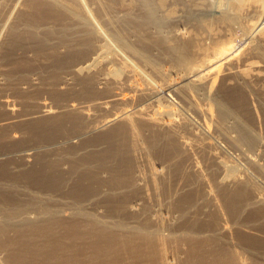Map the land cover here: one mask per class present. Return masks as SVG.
<instances>
[{
	"label": "rangeland",
	"instance_id": "obj_1",
	"mask_svg": "<svg viewBox=\"0 0 264 264\" xmlns=\"http://www.w3.org/2000/svg\"><path fill=\"white\" fill-rule=\"evenodd\" d=\"M33 1L34 0H30V1L29 0H0V3H2L3 6H6L5 8H3L4 11L3 10L0 11V16L3 14L0 17V20L2 19V17L11 16L13 17L12 21L14 23L17 21L15 24H17L16 26H19L20 25L19 23L22 22L23 17H26L27 15L29 16L30 12H31L30 15L32 14V9L30 7V4L34 3ZM85 1L87 3V8L90 11H92V13H96L93 15L95 16V18H97L98 22L101 23L102 28H104L103 26L104 23H102L103 22L102 20H99L100 19L99 14L101 12H102V15L104 13L105 18L107 20H110L109 18H111V22L115 20V23L112 22V24H114L113 26L115 30H117V33H120L121 37H123L124 43L126 44L127 47L128 46H131L134 48L139 47V49H141L143 43L140 39L143 36H144L143 39L145 38L148 39L147 36L149 35L151 39V40L149 39L150 43H152L153 39L156 38V34H157L156 30L138 32L137 29L133 28L135 26L134 24L130 25L129 23H127L125 24V26L122 25V22L120 21H122L121 18L123 17L121 15L122 14L124 15L123 8L126 11H128L126 6H124L122 9L120 7V9H116L117 11L114 12V14L113 12L112 14H110L111 12L108 10L107 8L108 5L106 4L107 1L99 0L101 4H106L107 6L100 5L99 1L97 0H88L89 2L87 0ZM158 1L159 0H156L157 3ZM162 1H163V4L165 5V7L163 8L164 17H165L163 18V20L165 22L162 28V34L164 35V37L172 38L177 33H183V35H189V32H190V35L192 33L191 36L195 37L194 39L197 42L202 41L201 42L202 44L211 48V46H214L213 42H215V39L213 40V36H210L209 32L215 34V36L219 38L220 43H223L227 35L233 32L229 26L225 24L222 25L219 22L217 23V21L215 20V18L220 16L221 9L225 5L226 1L228 0H196V1L195 0H162ZM262 2L264 5V0H262ZM99 6L100 7L102 6L103 8H100ZM105 7L108 11L105 10ZM100 9H101V12L98 11ZM112 15H115V16L112 17ZM20 16H21V19H20ZM119 16L121 18H119ZM1 24L2 23L0 22V25ZM115 24H117V26ZM9 28L10 26L9 27L7 26L5 30L0 29V125H3L2 128L0 126V154L1 155L8 154L9 158H7L6 156L5 160L9 159L11 161L10 163H13V164H9L7 162L6 164L7 166H9L8 168H10L11 166L14 172L16 170V172L13 174V171H11L12 170L11 168L7 169L8 172L10 173L7 172L8 173L7 176L4 177V179L6 180H2V183H6L7 185V187H5L6 188L5 196L8 201L17 202L21 204L19 211H37L30 206L27 208L24 206V204L31 205L32 204L31 198H34L35 199L34 201L38 199L37 202H40V204H43L45 207L46 206H48V208L51 207L50 210L52 211H64L66 215L69 213L67 216L70 215L72 217H75L76 215L75 213L77 211H84L85 213L88 212L87 214H89L92 211V213H90L89 215L95 216V218L97 217V219H99L101 222H104L106 224H107V221L109 220L107 224L108 226L112 227L114 226L113 224H116L115 226H118V228L122 229V231L125 233H128V231L133 233L135 232L134 231L135 228H138V227H143L147 234L148 232H150L149 234L156 233L155 235H158L157 232H159L160 233L159 237H162V239H164L163 245H162V251L165 253L164 254L165 257L167 256L165 260H169L168 262L171 264H186L187 259L190 257L189 255L191 254L190 253L191 250L196 249V248H192L190 242L182 240V238L185 236L184 233L189 231V229L191 231L196 230L193 234H191L192 237L199 235L198 238L207 239L208 237L210 238L214 232L219 230V228L228 227L230 230L228 229L229 231H227V234L224 235L225 239L223 240H225L224 241L225 243L226 242L231 243V246L233 247L231 248V251L232 249L233 251L236 250L239 256L240 257L242 256L241 258L243 260L245 259L248 261V262L245 261L246 263H250L253 261L254 263L264 262V218H263L264 211H253V208L255 207L249 206L251 210L248 208L246 210L244 209L242 212V210L239 209V206L241 204L238 207H236L237 208L236 209L235 206H232L231 203L230 204L228 203L229 201L227 202L228 203L227 205H230V206H227L224 198L219 194L217 183L223 179H226L225 176H227L228 173L225 174L223 171L222 172L218 170L216 171V169H214L215 166L212 168L213 166L212 162H210L211 163V168H210L209 160L207 162L206 161L207 159H205V156H207V153L209 152L211 155L212 154L214 156L216 155L217 158L224 160L225 162L228 160L227 162L229 163V165H232L234 167H236L235 165H237L240 171L238 172V170H236L238 175L240 174L242 175L244 172V174L248 173L251 180L254 179L255 177V179L252 181L253 183L256 182L255 185H257L259 182V184L257 185L258 190H259L258 193L263 194L261 196L262 198L264 197V193H263L264 190H262L264 189V175L263 174L260 175L259 172L257 173V171L252 170L251 168H248L249 165H247L248 164L247 157H250L253 159L257 158L259 159V161L261 160L260 162H262L263 164L264 163L263 156H262L263 153H261L263 150H261V148L260 149L257 148L255 152V150L253 151L251 149L250 150L248 149L250 151L249 152L247 151L246 149L247 147L245 146H241L240 148L234 147L235 145H233L232 142L230 143V140L226 136H223L224 134L221 133L220 131L221 128L217 125L219 124L218 113L216 114L215 112L216 110L214 111V109H212L213 107L211 108L210 105L208 106V104L205 102L206 101V95H205L206 94V90H205L206 84L209 81H210L209 83H212L214 79H215L214 81H216L222 78V81L215 82L214 87L218 90L221 99L224 100L223 103L227 106L229 105L231 108L239 107L238 105H241L242 107H245L246 111L248 110L247 111L248 115H249V112H252L250 114L255 115V117H257L256 120L258 119L256 121V126L254 127L257 128L256 130L259 135L262 134L264 136V42L261 43L262 45H259L260 47H259V50H257L258 52H256V50L255 51L248 50L250 46L249 47L246 46L243 54H241L242 56L239 55L240 58L237 57V59H235L233 64L230 63V64H226L223 66L219 65L221 66V68L219 69L217 68V70L214 71L213 76H210L209 79L208 77H202V78H198L194 80H188L189 83L195 84L198 87L200 86V88H198L199 91L197 93H193L194 95L189 92L187 93L186 87H184V90H181L183 89V87L180 88V90H178L177 92H171V91L162 89L163 84L166 83V81H178L181 77L187 76L188 72L183 66L178 65L172 56L168 55L167 53L164 54V52H162L163 50L161 51V49H158V47H156L153 44L154 41L152 44H150V46H147L149 41H147L146 39L147 44L145 46H147L146 52L147 54H149L147 55L149 57V62H146L144 59L140 58L138 55L132 53V51H128V48H126L125 46L123 47L122 43L116 42L115 52L117 53H115L114 62L111 65L114 67L112 68L116 69L117 71H120L123 68L124 69L128 68L131 71H134L135 75L134 74L132 76L130 75L131 77L129 76V78H128V75H125V76L122 75L123 77L121 78L119 77L114 83V85L113 86L111 85V87L108 88L109 90L108 89L106 90L104 89V87H102L105 93H100V92L93 93L91 91L92 93L91 94L90 92H87L88 90H86L87 89L86 84L84 83L81 84L80 78L74 77L70 74L71 73L70 71L73 68V66H76L77 64H79L78 62L82 61L79 58L80 56L76 57L78 54L76 55L75 53L71 52L70 50H68L67 48L63 46H60L59 44H55V46H57L55 47V51L50 50V49L44 50L45 48L43 49L42 47H39L38 45H37L38 47L34 46L32 39H29L27 43L23 42L21 46L17 45L19 48L16 47V45L10 46L11 36L9 35H11V33L9 32L10 31ZM234 35H236V33H234ZM236 45L242 46L246 44H245V41L238 40L236 42ZM211 56L212 55H210V58ZM151 61L153 62L150 63ZM251 68L254 69V71L253 73H251L252 75H250L246 80H244L245 82L240 77L236 76L238 72L240 71L242 72L245 69L250 70ZM219 74H221L220 75L221 77L219 76ZM162 76H164L165 78ZM65 79L71 80V81L68 80L69 85H64L63 81H65ZM148 84L151 88L152 86L153 88L154 87L157 88L159 94H156V96H154L153 94L151 95L148 94L150 92L149 90L151 89L148 86ZM129 85L130 86L136 85V87L139 89L144 88L143 91L147 92V96L146 95L142 96L140 97L141 99L138 98L139 96L136 95L137 93L135 92L133 87L130 88ZM63 86H65V88ZM111 92H115L116 95L119 94L121 97L122 96L124 97L134 96L135 97L136 96V99L138 100H136L132 104V106L134 107V110L131 109L133 108L132 106H130L131 108L127 107L131 109L130 110L131 112H134L136 110L137 111L140 110L144 112L145 110V112H147L146 113L147 115L150 113L149 114L150 116L151 114L153 115L154 113H156V111L158 110L160 111L164 109L163 111H165L167 109L169 110L172 116L177 115L176 117L178 118L172 117L171 115L170 116L174 119L176 118V120H178L179 123L185 122L186 124L189 125V126L187 125L186 127H184L183 125L181 127L182 129L180 130V133H178V137H179L178 139H182L183 141L187 140L188 142L190 141L189 143H192V146L193 145L197 146V148L195 146L194 147L191 146L192 150H190L191 152L189 155L190 157L193 156L192 158L187 157L189 155H185L187 158L186 157L184 158L186 159L184 158L179 159L180 157L178 156L174 157L175 155H174L173 150L162 149L163 146L165 145L161 146L162 148L159 147V149L161 150L159 149L149 150L147 148V145H145L146 147L143 145L147 153L146 152L144 153L142 150H138V151L136 150L137 151L135 154L136 156H134L135 160L133 161V163L130 162L131 165L127 159L125 160L126 157L124 158V160L122 158L123 161L120 159L121 160L120 162L124 163V164L122 163L123 166H125L126 164V166L127 165L128 166L127 167L125 166V168L130 169V170L128 169L129 172H127L126 177H124L125 181L123 183L122 189L119 188V190L117 191V192L120 191L119 197L122 196L124 198L123 199L124 203L127 204V205L124 204L125 207H123V210H122L123 204L120 205L121 208H119V206L116 203V200H114L113 198L114 194L113 195L110 194V190L113 187L115 171L113 172V169L110 168L109 166H106L103 162H100L98 160H96L98 162H94V159L90 158V156L93 157L94 154L102 153L103 152L102 149H104V146L106 145L105 143H104V146L100 145L101 147L100 152L97 151V152L85 153L88 155L87 156V155H84L82 151L80 152L81 155H79L80 153L78 154L80 157L79 156L76 157L74 150H71L66 147L68 149L67 150L65 147L61 145H59L60 146L59 147L58 143L61 142L62 138L66 139V138H72L73 136L75 137V135L78 134L77 131L74 132L75 130L73 131V129L69 128L68 126L65 127V124L64 126H61V127L60 126L58 127L53 124L51 125L50 123H46V121L48 120H45V121L43 120L30 121L29 120L30 122L28 120H25L28 117H31V115H33L34 113L39 111L40 109L39 106H41L40 104H46L50 106L51 108H53V110L58 112V111H63L67 107L68 104L71 105L73 103L74 105L76 106L78 105L79 107L85 106V108H87L88 111L89 110L91 111V114L97 115L94 117L98 119V116H99L98 120L103 121V119H107L108 117L103 113L101 114V112L100 114L97 113V111L96 110L94 111V108L92 107L95 104H97L99 101L106 100L105 99L106 96H109L110 94H112ZM5 101L9 102L11 105H13L12 107L16 109L17 111V115L15 116L16 120H15V117L10 116L7 113L6 106L3 104ZM194 103L195 105L197 106L199 105V107H202L201 108L202 113H204L202 114L203 116L200 113H198V111H196V109L194 108L196 107ZM138 106L143 107V108L136 109V108H139ZM145 106L147 107L145 108ZM119 108L121 110L126 109L124 108V106H122V107H116L117 110L114 108L113 111H119L120 110ZM62 115L67 116L66 114H60V117H63ZM216 115H217V118H216ZM165 118L167 119V116ZM229 122H230L229 125L233 124V120L231 121L229 120ZM217 127H219L220 130H218ZM37 129H39V131ZM145 129L146 130L144 131H146L147 136L149 138L152 137L153 134H152L151 129H148L146 127ZM262 135L260 136V138L262 139V142L264 143V137ZM103 138L104 137H102L101 135L99 137L97 136L94 139L102 141ZM117 138L115 140H117L119 143H117L116 141L114 143V146L116 147L115 150L117 151V153L121 154L120 151L127 149L129 144L127 141H125L124 143L123 138H119V139ZM203 138L205 141L207 140L209 141V143L213 145V147L211 146L212 147L211 149L210 148L207 149L209 150L207 153L206 151L203 152V149L201 150L198 148L199 146L198 142ZM194 140L195 141L199 140V141L195 142ZM62 142H63V139H62ZM83 142L84 140L77 141L78 144H81ZM173 142H174L175 147H171V148L177 149L175 140H173ZM119 144L122 145V147H118ZM56 145L57 147H54ZM75 148L77 149L78 147H75ZM216 149L217 151H215ZM11 150H13L12 151L13 153H9ZM26 150H27L26 152L27 154L24 153V151ZM155 151H158V152H155ZM161 151H163V153H161ZM170 152L172 153L170 154ZM213 152L216 154H214ZM204 153L206 154L204 155ZM73 154L75 157L72 156ZM191 154L193 155L191 156ZM85 156L87 157V159ZM147 157H149L150 160ZM260 157H262V159ZM119 158H121V156ZM190 159L193 161H191ZM86 161L87 163L83 164V162H86ZM25 162L28 163V165L30 166H28ZM184 162H186L187 164ZM179 163H180V166L178 167ZM148 164H150L151 166L150 165L148 166ZM196 164L198 166H196ZM190 165L192 167H190ZM193 165L198 168L193 167ZM151 167L157 169L158 173H162L164 177L158 179L157 181L156 180L150 181L149 168L151 169ZM238 167L236 168L238 169ZM209 168L210 170L214 169L217 174L213 173L212 170L210 172ZM194 169H196V171H199L201 176H204L205 178L201 177L199 175V172L198 173L194 172ZM250 169L252 170L251 172H250ZM97 170H98V173H97ZM179 170L181 171V173ZM130 171H132L133 173L132 177H130L131 175ZM245 171H248V172H245ZM178 173H179V177H178ZM128 175H129V178H128ZM195 175H196V178H195ZM133 176L135 177L134 179H133ZM197 176H199L198 178L203 181L201 182V180H199ZM243 177L244 176H242V178ZM214 178L216 180H214ZM210 179H213V180H210ZM205 182H206V185H205ZM152 183L154 184V186ZM9 185H12V186L10 187ZM208 188H210V190ZM196 189H197V192H196ZM208 190L209 192L214 193V196L216 197L215 199L209 198L208 201L206 200L207 197L205 198V195H206L205 192L207 193ZM228 192H230V190H228ZM187 194L190 197L189 198L190 202L194 200L193 203H195V201L196 203H200L197 205L198 207H195L197 208V211L199 210L198 213L196 209L194 208L196 212L192 210L193 212H188L187 213L188 215H187L186 213H183L186 211H183L180 205L178 204L176 206L174 205L177 202L176 198H178L181 195L182 196L185 195L184 197H188ZM190 195H192L193 198ZM251 197L252 195H250V198ZM219 205L220 207H218ZM124 208L126 209L124 210ZM128 208L135 209L136 214L129 213L130 211L127 210ZM149 208L150 210H147ZM233 209H236V210H233ZM202 210L204 211L203 214H202ZM73 211L75 215L72 214ZM126 211H129V212H126ZM187 211H191V208H189ZM230 211H237L236 215L234 213V216H233ZM29 215L34 216L32 215V213H30ZM101 215L103 217H101ZM104 217L105 219H103ZM109 222L112 223V225ZM124 224L127 226H124ZM125 227L127 229H125ZM146 227H148L149 229H147ZM196 227L198 228L193 229ZM199 231L202 233H200ZM30 234L35 235L38 233L34 231L33 232L30 231ZM3 235H1L0 244H3V245L5 244L4 245L5 248H0V264H36V262L41 258L43 252L39 251L36 248H32L34 251L31 253L32 254L31 257L33 256L31 258V262H24L25 260H27L25 256H22L20 263L8 261V256H9L8 253L12 252L13 250L19 249V247H21L22 243L25 242V240H23L22 242H19L22 238L20 239V233H18V231L14 229L9 230L8 233L5 232V234ZM253 237H256L257 239H253ZM26 241H30V240L26 239ZM9 243H12L14 247L6 248V246L8 247ZM35 252L36 254H34ZM34 258L36 259L38 258V260ZM255 258L257 261L255 260Z\"/></svg>",
	"mask_w": 264,
	"mask_h": 264
},
{
	"label": "bare ground",
	"instance_id": "obj_2",
	"mask_svg": "<svg viewBox=\"0 0 264 264\" xmlns=\"http://www.w3.org/2000/svg\"><path fill=\"white\" fill-rule=\"evenodd\" d=\"M97 1H99V0H97ZM100 1H102V0H100ZM100 1H99V3H100ZM104 1H107V3L106 2L105 3L108 6L106 4H101V3H100V5H102V6L106 5L108 10L111 12L110 14H112V12L114 14V12L117 11L116 9H120V7H121V9L124 6L127 7L128 11H126L123 8L124 15L123 14L121 15L123 18H121L119 16V18H121V20H122L120 22H122L123 26H125V24H127V23H129L130 25L134 24L135 26L133 28L137 29L138 32H144V31H148V30H156L157 31L156 38L154 37L155 38V39H153L154 43H153V41H152V43L156 47H158V49H161V51L163 50L162 52H164V54L167 53L168 55L172 56L178 65L183 66L187 70V72H188L187 76L181 77L178 81H166V83L163 84L162 89H165V90H168L171 92H177L182 87H183V89H181V90H184V87H186L187 93L188 92L192 93V94L197 93L199 91L198 88H200V86L198 87L195 84H191L188 82V80H194V79H198V78H202V77H208V79H209L210 76H213V73L215 70H217V68L218 69L221 68V66H219V65L223 66L226 64H230V63L233 64V62L235 61V59H237V57L240 58L239 55L243 54L246 46H248V47L250 46L248 50H251V51L256 50V52H258L257 50H259V47H260L259 45H262L261 43L264 42V5H263L262 0H228V1H226L225 5L221 9L220 16L215 18V20L217 21V23L219 22L222 25L225 24V25L229 26L233 32H231L230 34L227 35L226 39L224 40L225 42L223 41V43L219 42V38H217L215 36V34L209 32V35L213 36V40L215 39V42H213L214 46H211V48L202 44L201 43L202 41L197 42L194 39L195 37L191 36L192 33L190 35V32H189V35H183V33H177L176 32L177 34L174 35V33H173L174 36L172 38L164 37V35L162 34V28H163V25L165 22L163 20V18H165L164 12H163L164 11L163 8L165 7V5L163 4L162 0H159L158 3L156 2V0H104ZM33 2L34 3L30 4V7L32 9V14L30 15V13H31L30 12L29 16L28 15L26 17L22 16L23 17L22 22L19 23L20 25L18 24L19 26H16L17 24H15V23L17 21L14 23L12 21L13 17H11V16L10 17H2V19L0 20V22L2 23L0 25L1 30H5L7 28V26L8 27L10 26L9 32L11 33V35H9L10 33L8 34L9 36H11L10 46L16 45V47H18L17 45L21 46L23 42L27 43V41L29 39H32L34 46L38 45L39 47H42L43 49L45 48L44 50L50 49V50L55 51V47H57V46H55V44H59L60 46H63L65 48H67L68 50H70L71 52L75 53L76 55L78 54L76 57L80 56L79 58L82 61L78 62L79 64H77L76 66H73L72 69L70 68L71 69L70 74L74 77L80 78L81 84L82 83L86 84V87H87L86 90H88L87 92L91 93V91H92L93 93H96V92L97 93L98 92L105 93L103 90L104 89L107 90L109 87H111V85L113 86L119 77L120 78L123 77L122 75H124V76L128 75V78L130 75L131 76L133 74L135 75V72L131 71L128 68H125V69L123 68L120 71H117L116 69L112 68V67H114V66H111L112 63L114 62V56H115V53H117V52H115L116 51V42L122 43L123 47L125 46L126 48H128V51H132V53L138 55L140 58L144 59L146 62H149V57L147 56L149 54H147V52H146V47L150 46V44H152L149 41V39H150V37L148 35L149 33L146 34V35H148L147 36L148 39L147 38L143 39L144 36L143 37L141 36L142 38L140 40L143 43L141 49H139V47L138 48H134L131 46L127 47L126 44L124 43L123 37H121L120 33H117V30H115V28L113 26L114 24H112V22L115 23V20H113L112 22H111V18H109L110 20H107L105 18L104 13L102 15L101 9L98 10L101 12V13L99 12L100 13L99 14V18H100L99 20H102L103 21L102 23H104L103 24L104 28H102L101 23H99L97 18H95V16L93 15L96 13H92V11H90L87 8V3L85 0H34ZM160 2H161V4H160ZM1 6H3L2 3H0V11H2V10L4 11L3 8H5L6 6H3V7H1ZM102 6L101 7L99 6V7L103 8ZM99 7H98V9H99ZM105 10H107L106 7H105ZM107 13H109V12H107ZM106 15H108V14H106ZM114 16L115 15H112V17H114ZM97 17H98V15H97ZM20 19H21V16H20ZM18 20H19V18H18ZM116 23H117V21H116ZM115 25L117 26V24H115ZM234 33H236V35H234ZM138 37H140V36H138ZM146 39H147V41H149L147 46H145L147 44ZM238 40L239 41L240 40L245 41L246 45L237 46L236 42ZM28 45H29V43H28ZM30 45H32V44H30ZM154 45H152V46H154ZM211 49H213V50H211ZM5 51H7V50H5ZM210 55H212V56L214 55V56L213 57L211 56V58H210ZM51 56H52V54H51ZM152 62L153 61H151L150 63H152ZM253 71H254V69H252V68L250 70L245 69L242 72L241 71L238 72L236 74V76L240 77L244 81L250 75H252L251 73H253ZM223 73H224V71H223ZM166 75H167V73H166ZM220 75L221 74H219V76ZM162 77H164V76H162ZM68 80H70V79H68ZM68 80L65 79V81H63L64 85H69ZM214 80L212 83H209L210 82L209 81L206 84V87H205L206 101L205 102L208 104V106L210 105L211 108L213 107L212 109H214V111L216 110L215 111L216 114L218 113L219 124H217V125L221 128V130H220L219 127H217L218 130H220L221 133L224 134L223 136H226L230 140V143L232 142V144L235 145L234 147L240 148L241 146H245V147H247L246 148L247 151H249L251 149L253 151L255 150V152H256L257 148H259V149L261 148V150H263L261 153H263L262 156H263V160H264V143L262 142V139L260 138V136L262 134L259 135L257 130H256L257 128L254 127V126H256V121L258 120V119L256 120L257 117H255V115L250 114L252 112H249V115H248V112H247L248 110L246 111L245 107H242L241 105H238L239 107H235V108H231L229 105L228 106L225 105L223 103L224 100L221 99L218 90L214 87L215 82L222 81V78L220 80L219 79L216 81H214ZM145 84H147V83H145ZM139 85H141V84H139ZM81 86H83V85H81ZM115 86H116V84H115ZM148 86H149V84H148ZM63 87L65 88V86H63ZM102 87H104V89H102ZM132 87L135 90V92L137 93L136 95L139 96L138 98L145 96V95L147 96V92L143 91L144 88L139 89L136 87V85L130 86V88H132ZM112 90H113V88H112ZM149 91L150 92L148 94H150V95L153 94L154 96H156V94H159L157 88H155V87L153 88V86ZM135 92H134V94H135ZM111 93L112 94H110L109 96H106V98H105L106 100L99 101L100 103L98 102L97 104H95L92 107V108H94V111L95 110L97 111V113L100 114V112H101V114L103 113L108 117L107 119H103V121L98 120L99 116H98V119L96 117H94L97 115L91 114V111L89 110L90 111L89 112L88 109L85 108V106L79 107L78 105L76 106L73 103L71 105L68 104L65 109L62 108V109H64L63 111H58V112L53 110V108H51L50 106H48L46 104H40L41 106H39V108H40L39 111L34 113L33 115H31V117H28L25 120H28V121L29 120L30 121L48 120V121H46V123H50L51 125L53 124V125H56L58 127L59 126L61 127V126H64V124H65V127L68 126L69 128L73 129V131L75 130L74 132L77 131L78 134H76L75 137L73 136L72 138H66V139L62 138L63 142L61 139V137L63 136L62 135L60 137L61 142L58 143V146L61 145L65 148L67 147L71 150H74L76 157L81 155L80 152H82V151H83L82 153L84 155H87L85 153H88V152H97V151L100 152V150H101L100 145L104 146V143H105L106 144L104 146L105 150L102 149L103 150V152L101 151L102 153L94 154L93 157L90 155L89 156L91 159H94V162H98V161L103 162L106 166H109L110 168H112L113 172L115 171L113 187L110 190V194L111 195L114 194L113 198H114V200H116V203L119 206V208H121L120 205L123 204V206H122V210H123V207H125L124 206L125 203L123 201L124 198L122 196L119 197L120 191L119 192H117V191L119 190V188L122 189L123 183L125 181L124 177H126L127 172H129L128 171L129 168L126 169L125 168L126 164H125V166H123L124 163L122 162L123 163L122 164L120 162L122 160V158L124 160V158L126 157L125 160L127 159L129 161V163L130 162L133 163V161L135 160L134 156H136L135 154L138 150H142L144 153L145 152L147 153V151L144 148L145 145H147V148L149 150H152V149L158 150L159 147L162 148L161 146L165 145V146H163L162 149L173 150L174 155H175L174 157L178 156V157H180L179 159H181V158L186 157L185 155L190 154V152H191L190 150H192L191 149L192 143H189L190 141L188 142L186 139L185 140L187 142L183 141L182 139H178L179 138L178 133H180V130L182 129L181 127L183 125H184V127H186L188 124H186L185 122L179 123L178 120H176V118H178V117H176L177 115L172 116L171 113L169 112V110H167V109H166L167 111L166 110L163 111L164 109L160 110V111L158 110L159 112L156 111V113H154L153 115L151 114L150 116H149L150 113L147 115L146 114L147 112H145V110H144V112L146 115L144 114L143 111H140V110H138V111L136 110L134 112H131L130 111L131 109L134 110V107L132 106V104L136 100H138V99H136V96L135 97L134 96L133 97L122 96L123 97L122 98L119 94L116 95L115 92H111ZM191 97H192V95H191ZM190 103H192V102H190ZM3 104L6 106L7 113L10 116L15 117L17 115L16 109L12 107L13 105H11L7 101H5ZM194 105H195V103H194ZM122 106H124V108H126V109L121 110L119 108L120 109L119 111H113L114 108L116 109V107H122ZM130 106H132L133 108H131ZM195 106L196 107H194V108L196 109V111H198V113H200L201 115L204 114V113H202V109H201L202 107H199V105L198 106L195 105ZM127 107H130L131 109L127 108ZM146 107L147 106H145V108ZM232 107H234V106H232ZM89 108H91V107H89ZM141 108H143V107H139L136 109H141ZM249 110H251V109H249ZM242 111L243 112L246 111V112L243 113ZM60 114H66L67 116L62 115L63 117H60ZM211 114H210V116H211ZM170 115L172 117H176V118L174 119ZM166 116H167V119L165 118ZM57 118H58V120H57ZM103 118H104V116H103ZM216 118H217V115H216ZM15 120H16V117H15ZM229 120L230 121L233 120V124L229 125V123H230ZM180 122H181V120H180ZM0 126H1V128L3 127V125H0ZM145 127L148 129H151L152 134H153V136H152L153 138L152 137L149 138L147 136L146 131H144V130H146ZM37 130L39 131V129H37ZM147 133H149V132H147ZM67 134H68V132H67ZM71 134H73V133H71ZM233 134H234V136H233ZM101 135H102V137H104L102 141L94 139L97 136L99 137ZM117 137L123 138L124 143H125V141H127L129 144L127 149H124L121 151L118 149L121 154L117 153V151L115 150L116 147L114 146V143L117 141V140H115ZM119 138H117V139H119ZM92 139H94V140H92ZM79 140H81V141L84 140V142L81 144H78L77 141H79ZM173 140H175L177 149L171 148V147H175ZM199 140H196V141L194 140V141L198 142ZM117 143H119V142L117 141ZM198 143H199L198 148L201 150L203 149V152L206 151V153L209 151V150H207L208 148L211 149L213 147V145L211 143H209V141H207V140L205 141L204 138L201 139ZM109 144H110V146H109ZM121 144H123V143H121ZM119 145H118V147H122V145H120V146ZM126 146H127V144H126ZM194 146L195 145H193L192 147H194ZM54 147H57V145ZM75 147H78V148L76 149ZM195 147L197 148V146H195ZM111 148H113V149H111ZM246 149H244V150H246ZM159 150H161V149H159ZM12 151L13 150H11L9 153H13ZM215 151H217V149ZM26 152H27V150L24 151V153H26ZM155 152H158V151H155ZM57 153H58V151H57ZM161 153H163V151H161ZM171 153L172 152H170V154ZM206 153H204V155ZM208 153H207V156H205V159H207L206 160L207 162L209 160V164H210L209 167L211 168L210 162H212V165H213L212 168L215 166L214 169H216V171L217 170L221 171V172L223 171L225 174L228 173V175L225 176L226 179H223L221 181L219 180L220 182L217 183V188H218L219 194L224 198L226 205L228 203L229 204L231 203V205L235 206V208H236L241 204L239 206V209H241L242 212L244 209L245 210L248 209L249 206L255 207V208H253V211H264V197L262 198L261 195H263V194L258 193L259 190H258L257 185L259 184V182L257 181L258 184L255 185L256 182L253 183V181H252L255 179V177H254V179L251 180L248 173L244 174V172L242 171L243 169L241 171L243 172L244 175L243 174L242 175L240 174L241 176L238 175L236 170H238V172H240V171H239V167L237 165H235L233 163L236 167H238V169L232 165H229V163L227 162L228 160L225 162L224 160L217 158L216 155L214 156L213 154L211 155L210 153L209 154ZM67 154H68V152H67ZM214 154H216V153H214ZM148 155H149V153H148ZM192 155L193 154H191V156ZM6 156H7V158H9L8 154H3V155L0 154V238H1V235L5 234V232L8 233L9 230L14 229V230H17L18 233H20V239L22 238L21 240L19 239L20 240L19 242H22L23 240H25V242L22 243V245H21V247H19V249L13 250L12 252L8 253L9 254L8 261L20 263L22 256H25L27 258V260H25L24 262H31V258L33 257V256L31 257V255H32L31 253L34 251L32 248H36L39 251L43 252L41 258L39 257L40 258L39 260H38V258L37 259L34 258V259L38 260L36 262V264H171L168 262L169 260H165L167 256L165 257V255H164L165 253L162 251V245H163L164 239H162V237H159L160 236L159 232H157L158 235H155L156 233L155 234H152V233L149 234L150 232H148V234H147L143 227L137 226L138 228H135V230H134L135 232L131 233L130 231H128V233H125L122 231V229H119L118 226H115L116 224H113L114 226H112V227L108 226L107 224H108L109 220L107 221V224H106L104 222H101L99 219H97V217L95 218V216L89 215L90 213H92V211L89 214H87L88 212L85 213L84 211H77L75 213L76 215L74 214V211H73L72 214H74L75 217H72L70 215L67 216L69 213L66 215V213L64 211H52V210H50V208H51L50 206H49L50 208H48V206L45 207L43 204H40V202H37L38 199H36V201H34L35 200L34 198H31L32 199L31 205H25L24 204V206L26 208L30 206L37 211H19L21 204H19L17 202H10L7 200V198L5 196V190H6L5 187H7V185H6V183H2V180H6V179H4V177H6L8 173H10V172H8L7 169L11 168L12 169L11 171H13V174L16 172V170L14 172V170L11 166H10V168H8L9 166H7L6 162L9 164H13V163H10L11 161L9 159L5 160ZM72 156H74V154ZM120 156H121V158H119ZM260 156H261V154H260ZM187 157H190V155ZM192 157H190V158H192ZM147 158L149 159V157H147ZM186 158H184V159H186ZM260 158L262 159V157H260ZM86 159H87V157H86ZM136 159H137V157H136ZM96 160H98V161H96ZM74 161H76V160H74ZM172 161H174V160H172ZM191 161H193V160H191ZM260 161L257 158L253 159V158L247 157V163H248L247 165H249L248 168H251L252 170L257 171V173L259 172L260 175L261 174L264 175V163L262 164V162H260ZM78 163H79V161H78ZM84 163H87V161L83 162V164ZM131 163H130V165H131ZM184 163H186V162H184ZM26 164L28 165V163H26ZM81 165H82V163H81ZM85 165H83V166H85ZM149 165L150 164H148V166ZM191 165H190V167H192ZM28 166H30V165H28ZM171 166H172V164H171ZM179 166H180V163H179L178 167ZM196 166H198V165L196 164ZM88 167H90V166H88ZM193 167H195V166L193 165ZM195 168H198V167H195ZM210 168H209L210 172L212 170L213 173H216L214 169L210 170ZM186 169H187V167H186ZM251 169H250V172L252 171ZM88 170H89V168H88ZM149 170H150L149 171L150 181L151 180L157 181L158 179L164 177L163 174L158 173L157 169H155V168L151 167V169L149 168ZM171 170H172V168H171ZM177 170H178V168H177ZM194 172L198 173L199 171H196V169H194ZM245 172H248V171H245ZM97 173H98V170H97ZM130 173H131V175H130ZM130 173H129V175H130V177H132V174H133L132 171H130ZM180 173H181V171H180ZM129 175H128V178H129ZM142 175H144V174H142ZM196 175H195V178H196ZM199 175L201 176L200 172H199ZM193 176H194V174H193ZM242 176H244V177L242 178ZM178 177H179V173H178ZM198 177L199 176H197V178ZM201 177H204V176H201ZM134 178L135 177L133 176V179ZM199 180H201V179H199ZM210 180H213V179H210ZM214 180H216V179L214 178ZM197 181H196V183H197ZM202 181L203 180H201V182ZM204 181H205V179H204ZM203 184H204V182H203ZM205 185H206V182H205ZM9 186L11 187L12 185H9ZM119 186H121V187H119ZM153 186H154V184H153ZM13 189H15V188H13ZM208 189L210 190V188H208ZM198 190H200V189H198ZM209 190L207 193L204 191L206 194L205 198L207 197V199H206L207 201L209 200V198H213V199L216 198L214 196V193L209 192ZM228 190H230V192H228ZM262 190H264V189H262ZM196 192H197V189H196ZM260 192H261V190H260ZM216 193H218V192H216ZM250 195H252L251 198H250ZM184 196L181 195L178 198L175 197L177 199V202L174 205L175 206L177 204L180 205V207L183 209V211H186L183 213L187 214L188 212H193L192 210H194L195 207H198L197 205L200 203H196V201H195V203H193L194 200H192V202H190V200H189L190 197L188 194H187L188 197H184ZM190 196L193 198L192 195H190ZM195 196H194V198H195ZM49 199H50V197H49ZM216 202H217V200H216ZM125 205H127V204H125ZM227 206H230V205H227ZM114 207H115V205H114ZM218 207H220V205ZM150 208L147 210H150ZM189 208H191V211H187ZM125 209L126 208H124V210ZM195 209L197 211V208H195ZM236 209H233V210H236ZM127 210H129L130 212L129 211H126V212L136 214L135 213L136 211L133 208H128ZM196 211L194 210V212H196ZM198 211H197V213H198ZM29 212L32 213V215H34V216L29 215L30 214ZM230 212L234 216V213L236 215L237 211H230ZM203 213H204V211L202 210V214ZM261 213H263V212H261ZM102 215H101V217H103ZM196 216H197V214H196ZM184 218H185V216H184ZM263 218H264V216H263ZM103 219H105V217ZM110 222H112V221H110ZM123 222H121V223H123ZM110 224L112 225V223H110ZM125 224H124V226H127ZM193 224H195V223H193ZM141 226H142V224H141ZM146 228L149 229L148 227H146ZM197 228L198 227L193 228V229H197ZM125 229H127V228L125 227ZM228 229H229L228 227H223V228L221 227V228H219V230H217V231L215 230L216 232L213 233L214 236L212 235L213 236V237L211 236L212 238L208 237L207 239L206 238L200 239V238H198L199 235L192 237L191 234H193L196 230L191 231L189 229V231L184 233L185 236L184 237L182 236L183 238L181 237L182 240L190 242L192 248H196V249L191 250V252H190L191 254L189 255L190 257L187 259L186 264H264V262H260V263L255 262L254 263L253 260H252L253 262L246 263L245 261H247V260H245V259L243 260L241 258L242 256L240 257L235 249H234L235 251H233V249L231 251V248H233L231 246V243L230 242L225 243L224 242L225 240H223V239H225L224 235L227 234V231L230 230V229L229 230ZM30 231L31 232L34 231L38 234H35V235L30 234ZM126 232H127V230H126ZM200 233H202V232H200ZM171 236H172V234H171ZM176 237H178V236H176ZM26 239L30 240V241H26ZM253 239H257V238L253 237ZM15 243H13V244H15ZM182 243H184V242H182ZM4 245L0 244V248H5ZM183 245H185V244H183ZM10 247H14L12 245V243H9L8 247L6 246V248H10ZM34 254H36V252ZM255 260H256V258H255Z\"/></svg>",
	"mask_w": 264,
	"mask_h": 264
}]
</instances>
